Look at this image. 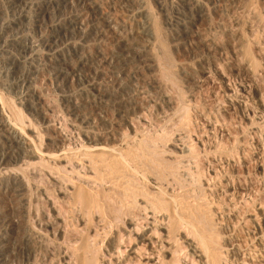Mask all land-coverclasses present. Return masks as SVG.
Instances as JSON below:
<instances>
[{
    "label": "bare ground",
    "instance_id": "6f19581e",
    "mask_svg": "<svg viewBox=\"0 0 264 264\" xmlns=\"http://www.w3.org/2000/svg\"><path fill=\"white\" fill-rule=\"evenodd\" d=\"M73 1L44 0L45 5L43 9H40V12L38 11L35 22L40 23L49 15L50 11L55 10V12H58V10L65 9L68 5L73 6ZM83 1L89 2V0H77V3H84ZM7 2L9 8L17 10L20 14V17L16 18L11 15L13 21L8 24V28H11L12 25L15 26L17 29L15 36H18L19 33L25 30L24 21L28 18V11L34 7V2L33 0H7ZM118 2L131 9L135 16L141 19L142 24L140 26L138 24L137 33H134L131 28L124 25H121L124 29L123 34L117 33L116 27L118 23L110 16H103V25L101 27L85 32L82 31L84 15L76 13L69 19L68 25L66 23L55 26L53 34L44 39L40 46L53 51L52 44L56 45L62 39L61 37H66L68 30L77 31L79 34L81 32L82 39L93 37L98 42V48L88 61L94 62L96 74L102 77L109 76L113 80L125 74L130 82L133 83L138 78H141L145 71L156 73L157 78L147 82L149 88L157 92L160 100H162L161 103L166 104L170 108L177 106L178 109L179 107L184 109H182L184 112L179 117L178 123L176 122V127H183L189 133L199 132L198 127H195L194 123L191 122L193 114H191L189 108L184 107L183 103L179 105L177 100L175 101V98L171 97L172 95L165 94V86L158 79V75L163 78L168 70H165L160 61L161 59L159 60L158 57L160 55L158 56L155 53L156 51H154L156 49L155 43L159 39L150 25L149 15L151 14L145 9L141 0H118ZM229 2L236 9L243 10L245 14L247 12L246 18L249 16L250 20L245 25L240 18L236 19L231 24L232 26L229 27L227 25L229 28L228 30L224 29V38L226 37L228 42H231V40L237 41L245 48V44L248 43L246 40L247 36L243 30L241 31V26L247 28V32L250 34L249 38L253 41L252 44L254 43L256 54L264 56V46H262V40L258 36L259 24H264V12L262 17L256 8L258 2L264 5V0H229ZM183 3L187 15H190L184 25V37L197 40V43L195 42L196 44L192 46L195 50L196 48H204L206 56L208 54L213 55V53L218 51L219 46L210 42L208 40L210 38H205L203 36L204 33L201 32V21L205 18L201 3L197 0H183ZM35 9L37 10V8ZM87 9H90L93 13L100 11L102 14V7L94 1H90ZM104 29L112 31L113 35L106 36L107 33L105 34L106 31ZM134 34L137 35L134 36ZM1 36L0 41H2ZM4 40L6 41V39ZM222 43L221 45H223ZM76 47L73 44L72 48L74 51H76ZM27 48L25 47V49ZM34 50L36 49L34 48ZM245 50L244 53L246 52ZM53 59L57 63L54 68L56 78H64L67 73L62 70L61 64L66 62L65 57L60 55L53 57ZM17 63L15 59H9L8 62L10 66L8 71L14 76L12 79L15 78V82L10 86L7 85V89L10 94L12 92L15 94V100L11 101L10 96L5 93V89H0V185L11 181L13 184V190L11 191L17 197L27 196L26 199L21 200L19 206L21 209L20 218L26 221H24L25 226L21 231L23 232V237L20 253L29 264H36L37 262L39 264H222L223 255L211 244L219 242L217 236L224 229L225 221L236 219L239 214L235 211L231 213L230 210L226 213L225 210L230 207L220 205L221 198L210 183L218 175V171L211 166H205L207 164L212 165L211 161L207 159L201 161L203 158L201 159L200 157V151L203 150L205 152V142L200 138L202 137L201 134L199 136L196 135V140H193L191 135L188 134L192 142L190 146L182 145L178 147L174 145L171 149H160L159 145L162 140L160 138L154 139L149 134H144L140 138L137 136L133 137V135V138H130L128 132L136 131L134 118H136L138 124L145 120V118L139 116L138 112L140 110H137L140 102L135 97H131L128 99L127 105L131 106V117H128L125 121L127 133L124 132V134L121 133L118 136L97 137L83 132L82 135L75 137L68 134L61 124L52 123V119L50 120L46 113L39 111V117L43 124L46 125V130L50 133L48 143L54 147V151L50 153L49 150L51 149L48 148V151L43 150L42 142H38L40 134L36 131L33 125L34 122L31 123L22 109L16 107V105H19L37 112L35 105H41L44 102L41 97L42 94L40 95L38 88L35 86V80L29 77L28 71L26 72L27 74L21 71ZM170 65L172 66L173 64ZM251 69L249 73L253 79H256L257 69ZM77 71V67L72 68V73ZM184 73H187V71L185 70ZM171 76L172 74L169 77ZM217 76L221 81L227 79V76L225 75V78L222 73H218ZM188 77L190 76L188 75ZM188 77L186 76V78ZM4 78L7 77L5 76ZM189 81L192 80L190 79ZM130 82L127 85L116 84L117 87L115 86L116 90L114 91L116 98L120 97L124 92L133 90V85ZM4 84L7 83L4 82ZM225 85L226 91L231 97L234 92L229 87V84L225 82ZM141 86H143L142 83ZM2 87L5 86L2 85ZM175 87L177 86L175 85ZM134 89L136 90L135 86ZM250 92L251 89L249 91L242 90L236 100L228 101L231 107L244 110L243 115L247 117L246 119H249L248 104ZM31 98H34L36 104H32ZM260 98L263 99L261 96ZM257 102L258 106L264 109V101L260 100ZM70 108V113L72 112L76 119L85 122L84 119L86 118L82 119L77 116L72 105ZM8 112H11V114L9 113V115ZM121 113H123V110ZM121 122L124 123V121ZM110 140L116 143V146H110L109 144L107 146L106 142ZM190 163L194 166L191 167ZM234 166L225 160L220 165V167L231 173L234 170ZM38 167L50 170L48 183L51 188L52 186L58 188L57 193L55 191V196H51L47 189L45 190L46 193L38 190L41 198L31 195L32 187L25 177L37 179L36 176L39 175ZM67 168L70 169L71 173L68 174ZM258 169L264 173V162H260ZM230 178L224 179L226 193H230L229 196L237 199V201L240 199V202H243V198L237 197L236 182L233 183ZM262 183L264 187V179ZM64 205L65 207H62ZM258 211L262 213L260 208ZM3 213L0 210L2 222L5 221ZM261 216L263 221H256L255 218L253 220L249 219L253 224L252 229L248 230L246 236L254 242V248L263 246L264 213ZM67 218L71 220H67ZM14 223L12 227L15 226ZM3 238L0 234V264H14V259L8 257L2 251L1 245L6 243ZM67 239L69 240V246L59 244L56 254L53 244L58 240ZM238 250L231 249L228 251L225 257L226 261H229V264H248Z\"/></svg>",
    "mask_w": 264,
    "mask_h": 264
},
{
    "label": "rangeland",
    "instance_id": "374dc122",
    "mask_svg": "<svg viewBox=\"0 0 264 264\" xmlns=\"http://www.w3.org/2000/svg\"><path fill=\"white\" fill-rule=\"evenodd\" d=\"M90 1H94L102 7V14L100 11L93 13L90 9H87L89 8ZM141 1L148 13L151 14L149 15L150 25L159 39L155 43V48L157 50L155 49L154 51H156L155 53L158 56L160 55L157 57L159 60L161 59L160 61L165 67V70H168V73L166 72L165 74L166 76L164 75L165 78L158 75V79L165 86L164 93L170 96L172 95L171 97L173 99L175 98L174 100H177L179 105L183 103L184 107L189 108L191 114H193L191 122L194 123L195 127H198L199 132L189 133L183 127H176L179 117L184 112L182 111L183 107H179V109L177 106H175V108L168 107L166 104L161 103L162 100H160L157 92L149 88L147 82L148 80L152 81L154 78H157L156 73L154 74L151 71H145V74L143 73V76L138 78V80L133 83L130 82L129 78L125 74H122L115 80L111 79L109 76L102 77L96 74V66L94 62L88 61L90 60V56L95 54L98 48V42L93 37L82 39L81 32L79 34L77 31L73 32L68 30L66 32L67 35H65L66 37H61L62 39H60L56 45L52 44V50L54 52L49 51L46 47L40 46L44 39H47L53 34L55 26L66 23L68 25L69 19L76 13H82L84 15V19L82 21L84 23L82 31L85 32L101 27L103 25V16H110L118 23V26L116 27L117 33L123 34V25L131 28L134 33H137L138 24L139 26L142 24L141 19L135 16L131 9L119 3L118 0H89V2L83 1L84 3L81 4H78L77 0H74L72 2L73 6L68 5V7L65 8L66 10L63 8L58 10V12H55L53 9L54 11H50L51 14L49 13V15L46 16L40 23H36L35 21L37 20L38 11L40 12V9H43L45 2L44 0H33L34 7L28 11V18L24 21L25 30L24 32L19 33L18 36H15L17 34L15 26L12 25L11 29L8 28V24L13 21L12 16L16 18L20 17V14L17 10L9 8L7 0H0V35H2V41H0V73H2L0 74V89H5V93L10 96L11 101L15 100V94L13 92L10 94V91L7 89V85L10 86L15 82V78H13L14 80L12 79L14 76H12L8 71L10 69L8 62L9 59H15L18 62L17 64L20 70L25 73L28 71L29 77L35 80V86L38 88L40 95L42 94L41 97L44 101L41 105H37L34 98H31V102H33L32 104H36L35 107L37 112H33L31 109L25 107H20L19 105H16V107L22 109L23 113L29 121H31V123L34 122L33 125L38 134H40L38 140L40 139L41 141L39 140L38 142H42L41 144H43V150L48 151L51 149L49 150L50 153L54 151V147L50 146L48 143L50 133L46 130V125L43 124L41 118L39 117V111L46 113V116H48L50 120L52 119V123L61 124L62 127L66 129L68 134L75 137L82 135L83 132L89 133L90 136L97 137H109L113 135L118 136V134H124V132L127 133L125 121L128 117H131V106H127L128 99L131 97H135V99L140 102L137 110H140L138 112L139 116L145 118V120L142 121L143 123L140 122L138 124L136 118H134L136 122V131L128 132L130 138L136 136L140 138L144 134H149L154 139L160 138L162 140L159 145L160 149H171L174 145L178 147H181L182 145L188 147L192 144L189 135H191L193 140H196L197 136L201 134L202 137L200 138H202L205 142V152L200 148V157L201 159L203 158L201 161H205L206 159L211 161L213 163L212 165L207 164L205 166H211L218 171V175L214 177V180L210 181V183L212 188H215L214 190L221 198L220 205L223 207H230L225 210L226 213L230 210L231 213L235 211L239 214L236 219H232L227 222L225 221L224 229H222L221 233L217 236V238H219V242H213L211 246L216 247L221 255H223L222 264H229V261H226L225 257L226 253L231 249H239L238 251L248 264H264V234L262 237L263 246H261V248H254V242L249 240L246 236L248 230L252 229L253 224V222L249 221V219L253 220L255 218L256 221H263L261 215L264 213V187L262 183L264 173L258 169L260 162H264V109L258 106L257 102L260 100L264 101V61H262L264 56H258V54H256L255 46L253 45L254 43L252 44L253 41L249 38L250 34L247 32V28H243L241 26V31L243 30L244 34L246 33L245 35L247 36L246 40L248 43L245 44V48L237 41L231 40V42H228V39L226 37L224 38L225 35L223 34L224 29L228 30L236 19L241 18L240 20L245 23V25L246 23H249V16L246 18L248 13L246 12L245 14L243 10L236 9L229 2V0H217L218 2L216 0H197L201 3L205 12V18L201 21V32L204 33L203 36L205 38H210L208 39L210 42L219 46L218 51L215 52L216 54L213 53L214 56L212 54H208L206 56L204 48H196L195 50V48L192 47L197 43L195 38L184 37V25L187 23L190 15H187L186 13L183 0ZM231 5L232 7L230 8ZM35 8H37V10ZM256 8L259 15L261 13V16L263 17L262 13L264 12V5L261 2H258L256 4ZM203 23L204 25H202ZM37 25L40 26L38 27ZM104 31H106L105 34L107 33L106 36L113 35L112 31L108 29H104ZM211 31H213V33H211ZM136 35L134 34V36ZM258 36L259 39L262 40V46H264V24H259ZM4 39H6V41ZM221 43L223 45H221ZM73 44L77 46L76 51L72 48ZM25 47L28 48L25 49ZM21 48L25 49V53L23 52L24 49ZM34 48L36 50H34ZM244 50L246 51L245 53ZM218 54L222 59L219 58L220 56ZM60 55L64 56L66 59V62L61 64V68L63 67L62 70L67 74H65L64 78L57 79L54 74V68L57 66V63H55L53 57ZM86 60L88 62H83L82 64L80 63ZM170 64H173L172 66L174 68ZM217 64L220 66L218 67ZM73 67L78 68V71L76 72L77 74L72 73ZM251 68L253 70L254 68L255 70L257 69L256 79H253L252 75L249 73ZM185 70L187 73H184ZM218 73H222L224 76L226 75L227 79L225 81H221V79L217 76ZM171 74L172 76L169 77ZM185 75L187 77L189 75L190 77L186 78ZM3 76H6L7 78H4ZM141 79L142 81H140ZM190 79L192 81L188 82ZM4 82L7 84H4ZM129 82L133 85V90L131 89L129 92H124L120 97L116 98L114 91L116 90L117 85L120 83L127 85ZM170 82H173V84ZM225 82L230 85L229 87L234 92L231 97L226 91ZM141 83L143 86H141ZM2 85L5 87H2ZM175 85L177 87H175ZM134 86L137 91L134 89ZM250 89L251 92L248 104L249 119H246L247 117L243 115L244 110L237 109L233 106L231 107L228 101L236 100V98L240 96L242 90L249 91ZM260 96L263 97V99L260 98ZM71 105L75 108L77 116L82 119L86 118L84 119L85 122L76 119V116L73 115L72 112L70 113ZM77 109L79 113L77 112ZM122 110L123 113H121ZM9 113L11 114V112H8V114ZM121 121H124V123ZM123 125L125 126L123 127ZM165 135L167 136L165 137ZM108 144L110 146H116V143L111 140L106 142L107 146H109ZM224 160L229 161L232 165H235L232 173L230 171L227 172V170L223 167H220ZM190 166L192 167L194 165L190 163ZM43 168L44 167H38L39 175L36 176L37 179L32 177L28 178L27 176L25 177L29 185L32 187L31 195H33V197L36 196L37 198H41L38 190L44 193L47 189L51 196H55V191L56 193L58 191V188L54 186L51 188V185L48 183V173H50V170ZM67 172L68 174L71 173L69 168H67ZM225 178H230V181L232 180L233 183L236 182L235 186L237 187V197L243 198V202H240V199L237 201V199L229 196L230 193H226L224 186ZM219 184L220 186H218ZM12 185L11 181L0 185V210L4 212L3 217L5 218V221L3 222L0 219V234L2 235V238L4 236L3 240H6V243H3L1 247L2 251L5 252L8 257L14 259V264H29V262H27L24 256L20 253L23 237V232L21 231L23 230L26 221L20 218L21 209L19 206L21 204V200L26 199L27 196L23 195L17 197V195L11 191L13 190ZM224 193L227 195L225 196ZM62 207H65V205ZM259 208L262 213L258 211ZM7 218L10 220H7ZM67 220L71 219L67 218ZM12 222L15 224L14 227H12ZM61 241L58 240L53 244L54 248H52L54 249V252L56 251V254L59 249V244L69 246L68 239ZM15 258L19 260H16ZM56 258L58 257L56 256ZM36 264H39V262Z\"/></svg>",
    "mask_w": 264,
    "mask_h": 264
}]
</instances>
